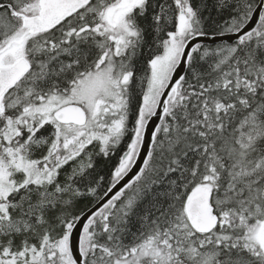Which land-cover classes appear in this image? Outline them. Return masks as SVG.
I'll use <instances>...</instances> for the list:
<instances>
[{
    "label": "snow or ice",
    "instance_id": "snow-or-ice-1",
    "mask_svg": "<svg viewBox=\"0 0 264 264\" xmlns=\"http://www.w3.org/2000/svg\"><path fill=\"white\" fill-rule=\"evenodd\" d=\"M0 264H264V0H0Z\"/></svg>",
    "mask_w": 264,
    "mask_h": 264
}]
</instances>
